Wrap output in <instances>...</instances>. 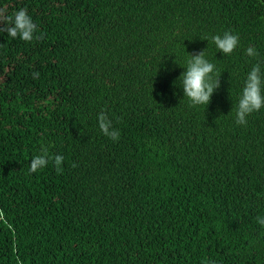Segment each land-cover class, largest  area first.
<instances>
[{
	"label": "trees",
	"instance_id": "trees-1",
	"mask_svg": "<svg viewBox=\"0 0 264 264\" xmlns=\"http://www.w3.org/2000/svg\"><path fill=\"white\" fill-rule=\"evenodd\" d=\"M20 9L38 31L0 33V264H264V108L236 123L264 0H0ZM204 50L220 86L193 106ZM45 148L62 171L30 172Z\"/></svg>",
	"mask_w": 264,
	"mask_h": 264
},
{
	"label": "clouds",
	"instance_id": "clouds-1",
	"mask_svg": "<svg viewBox=\"0 0 264 264\" xmlns=\"http://www.w3.org/2000/svg\"><path fill=\"white\" fill-rule=\"evenodd\" d=\"M0 24L6 25L5 27H0V33L7 32L11 38L19 37L27 42H31L34 39V33L38 31L27 9H20L14 14V19L8 17L6 22L3 14L0 13ZM35 38L39 39L40 37ZM211 39L219 49V52L224 53V55H231L239 46V36L232 34L230 31H225L222 36L215 35ZM205 51L196 54L189 53L190 59L185 68L186 71L179 77L182 80L184 97L186 96L193 106H208L211 103L214 91L220 86L219 78H215V65L206 59ZM246 53L250 57L258 55V52L253 47L247 48ZM262 108H264V76L261 74V65L256 64L247 75L245 86L238 102L236 123L245 125L247 117ZM98 120L99 127L106 136L113 140L119 138L117 130L109 131L112 122L103 112L99 115ZM63 159L62 155L51 157L47 148H45L41 155H36L32 158L30 172H37L45 167L50 160L54 162L58 172L62 171L60 165ZM257 221L264 226V218L257 217Z\"/></svg>",
	"mask_w": 264,
	"mask_h": 264
}]
</instances>
